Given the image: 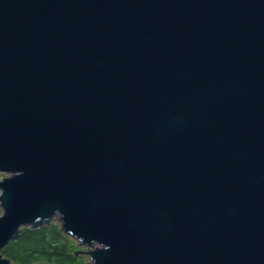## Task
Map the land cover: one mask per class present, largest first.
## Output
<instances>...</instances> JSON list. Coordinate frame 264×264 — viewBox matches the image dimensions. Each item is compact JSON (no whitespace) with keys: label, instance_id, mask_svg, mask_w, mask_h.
I'll return each instance as SVG.
<instances>
[{"label":"water","instance_id":"water-1","mask_svg":"<svg viewBox=\"0 0 264 264\" xmlns=\"http://www.w3.org/2000/svg\"><path fill=\"white\" fill-rule=\"evenodd\" d=\"M0 172V250L264 264V0H0Z\"/></svg>","mask_w":264,"mask_h":264},{"label":"trees","instance_id":"trees-1","mask_svg":"<svg viewBox=\"0 0 264 264\" xmlns=\"http://www.w3.org/2000/svg\"><path fill=\"white\" fill-rule=\"evenodd\" d=\"M74 243L57 222L38 227L23 226L18 236L0 250L19 264H80L82 255L74 254Z\"/></svg>","mask_w":264,"mask_h":264},{"label":"rangeland","instance_id":"rangeland-1","mask_svg":"<svg viewBox=\"0 0 264 264\" xmlns=\"http://www.w3.org/2000/svg\"><path fill=\"white\" fill-rule=\"evenodd\" d=\"M4 175V173H1L0 172V177L1 176H3ZM1 212H2V210H1V208H0V214H1ZM50 221H53V222H57L58 224H59V226H60V223H59V219H58V217H53ZM49 221V222H50ZM48 222V223H49ZM65 234H67V233H65ZM67 235H69V234H67ZM69 238H71V240H73V243H74V246H73V248L76 250V249H78V248H86L84 245H81V244H79L77 241H76V239L74 238V237H72L71 235H69ZM1 254H3L2 252H0ZM79 254H81L82 256V262L80 263V264H90L89 263V261H90V259L88 258V256L86 255V254H84V253H79ZM79 254H76V255H79ZM34 264H47V263H45V262H36V263H34Z\"/></svg>","mask_w":264,"mask_h":264}]
</instances>
